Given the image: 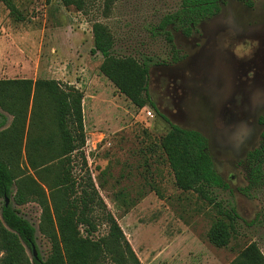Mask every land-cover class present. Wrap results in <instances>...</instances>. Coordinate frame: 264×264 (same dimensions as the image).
Here are the masks:
<instances>
[{
    "label": "rangeland",
    "instance_id": "rangeland-1",
    "mask_svg": "<svg viewBox=\"0 0 264 264\" xmlns=\"http://www.w3.org/2000/svg\"><path fill=\"white\" fill-rule=\"evenodd\" d=\"M253 1L248 6L229 0L192 38L169 27L189 56L174 65H150L149 90L168 121L151 106L138 108L103 75V57L92 53L93 24L109 26L116 54L164 60L170 47L154 32L181 0H116L108 14L106 0H86L85 11L60 0H12L19 16L0 0V80H58L84 91L88 167L141 264H229L254 241L264 253V189L253 197L241 192L248 185L246 154L262 141L264 116V0ZM222 56L228 62H220ZM241 74L248 78L250 94L235 93ZM23 107L17 137L6 139L2 132L11 128L14 116L0 109L7 116L0 128V155L10 160L18 180L9 203L34 224L39 250L47 257L51 245L40 230V204L32 199L19 205L15 195L19 186L28 185L52 201L63 159L60 131L46 90L34 87ZM170 123L208 137L216 168L230 184V190L214 189L218 200L233 204L240 216L238 234L227 246L218 247L208 237L220 217L217 208L175 183L161 146ZM74 163L75 174L84 176L81 157ZM120 192L127 197L120 198ZM5 200L0 196V215ZM108 229L100 219L97 235Z\"/></svg>",
    "mask_w": 264,
    "mask_h": 264
},
{
    "label": "trees",
    "instance_id": "trees-1",
    "mask_svg": "<svg viewBox=\"0 0 264 264\" xmlns=\"http://www.w3.org/2000/svg\"><path fill=\"white\" fill-rule=\"evenodd\" d=\"M4 1L11 13L19 16L12 0ZM46 1L50 3L52 0ZM60 1L65 6H75L85 11L86 0ZM115 1L106 0L105 14L110 12ZM227 1L181 0L176 11L164 15L156 25L154 35L163 36L169 45L170 56L167 59L156 60L154 56L145 53L116 54L114 34L108 25L100 21L93 24L92 53L102 55L100 70L121 94L138 108L151 106L167 119L151 96L149 75L152 62L176 64L183 58L169 27L173 26L175 30L190 37L199 30L202 22L220 13L222 5ZM243 1L249 6L254 5L252 0ZM34 87L35 92L46 90L54 103L61 138L62 167L51 187V202L28 185L19 186L15 201L23 205L32 199L37 200L42 208L40 230L49 240L51 249L47 257L42 255L34 224L19 208L12 204L7 206L5 200L0 215V264H141L89 170L84 151L87 136L83 90L58 80H42L35 84L29 79L0 80V109L14 116L11 128L2 132L5 139L10 134L17 137L25 114L23 106L27 107ZM0 116L1 128L6 125L7 116L1 111ZM260 122L264 125V116ZM170 124V129L162 137L161 146L173 170L175 183L181 190L195 192L217 208L220 217L212 225L208 237L218 247L227 246L238 234L240 216L233 204L225 205L214 192L215 188L230 190V185L216 168L209 152V139L198 130ZM78 156L85 165V174L81 177L74 172V158ZM245 162L249 168L248 185L241 188V192L247 197H253L254 193L264 189V131L260 145L247 153ZM16 185L18 180L10 160L0 155V196L10 198ZM118 196L123 199L127 197L123 192ZM100 219L109 228L105 235H97ZM33 247L38 252L37 257L34 256ZM229 264H264V253L256 241L250 242Z\"/></svg>",
    "mask_w": 264,
    "mask_h": 264
},
{
    "label": "flooded vegetation",
    "instance_id": "flooded-vegetation-1",
    "mask_svg": "<svg viewBox=\"0 0 264 264\" xmlns=\"http://www.w3.org/2000/svg\"><path fill=\"white\" fill-rule=\"evenodd\" d=\"M229 1V0H228ZM228 1L226 2V3H228ZM241 1H243V0H241ZM253 1V0H252ZM244 2V1H243ZM254 2V1H253ZM225 3V4H226ZM244 3H246V2H244ZM247 4V3H246ZM224 5V4H223ZM223 5H222V9H221V11H220V13L222 12V10H223ZM248 5V4H247ZM249 6V5H248ZM220 13H218V14H216L215 16H217V15H219ZM215 16H213V17H211V18H209V19H207V20H210V19H212V18H214ZM207 20H205V21H207ZM204 21V22H205ZM204 22H202V23H204ZM201 23V24H202ZM201 26V25H200ZM200 26H199V30H197V31H195L194 33H193V35L192 36H190V37H187V36H185L183 33H182V35H184L185 37H187V38H192V37H194V36H196V35H200L201 33V29H200ZM180 54L183 56V58L181 59V61L182 60H184V59H186L188 56H189V54H187V53H183L182 51H180ZM180 61V62H181ZM214 62H216V61H214ZM217 62H219V61H217ZM220 62H228V57H224V56H222L221 57V59H220ZM229 62H233V61H229ZM235 62V61H234ZM255 62V61H254ZM179 63V62H178ZM175 64V63H174ZM174 64H172V63H168L167 65H174ZM177 64V63H176ZM242 76V77H241ZM247 80H248V78H246ZM247 80H244L243 79V75L241 74L240 75V77L238 78V84H237V87H236V91H235V93H237V92H243V93H245V94H250V90H252V87L251 86H249V85H247V82H245V81H247ZM237 98V97H236ZM262 124V123H261ZM263 125V124H262ZM263 131H264V125H263ZM263 131H262V133H263ZM257 148V147H256ZM255 149V148H254ZM253 150V149H252ZM251 151V150H250ZM249 152V151H248ZM247 152V153H248ZM247 155V154H246ZM230 185V184H229Z\"/></svg>",
    "mask_w": 264,
    "mask_h": 264
},
{
    "label": "water",
    "instance_id": "water-1",
    "mask_svg": "<svg viewBox=\"0 0 264 264\" xmlns=\"http://www.w3.org/2000/svg\"><path fill=\"white\" fill-rule=\"evenodd\" d=\"M10 203H9V200H8V197L6 198V205L8 206ZM33 253H34V256H36L37 257V255H38V252H37V250H36V248L35 247H33Z\"/></svg>",
    "mask_w": 264,
    "mask_h": 264
},
{
    "label": "built area",
    "instance_id": "built-area-1",
    "mask_svg": "<svg viewBox=\"0 0 264 264\" xmlns=\"http://www.w3.org/2000/svg\"><path fill=\"white\" fill-rule=\"evenodd\" d=\"M147 113L148 115L153 116V113L151 111H148Z\"/></svg>",
    "mask_w": 264,
    "mask_h": 264
}]
</instances>
